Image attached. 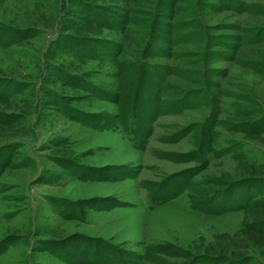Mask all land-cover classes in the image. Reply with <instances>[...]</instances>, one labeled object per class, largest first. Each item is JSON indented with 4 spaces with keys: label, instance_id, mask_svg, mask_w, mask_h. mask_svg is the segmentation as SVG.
<instances>
[{
    "label": "rangeland",
    "instance_id": "rangeland-1",
    "mask_svg": "<svg viewBox=\"0 0 264 264\" xmlns=\"http://www.w3.org/2000/svg\"><path fill=\"white\" fill-rule=\"evenodd\" d=\"M0 40V264H264V0H0Z\"/></svg>",
    "mask_w": 264,
    "mask_h": 264
},
{
    "label": "trees",
    "instance_id": "trees-1",
    "mask_svg": "<svg viewBox=\"0 0 264 264\" xmlns=\"http://www.w3.org/2000/svg\"><path fill=\"white\" fill-rule=\"evenodd\" d=\"M155 114H156V111H155ZM148 121H150V119H148ZM146 125L148 126L149 124H146ZM146 133H147V127H146ZM145 139H146V136H143L140 138L141 143L139 144V146L144 145ZM0 169H1V166H0ZM216 199L218 200L216 206L212 205V203L210 202L211 200H209V198L206 199V203H205V206H206L205 210L206 211H208V212H220V211L228 209V208L240 207V205L242 203L238 200L233 201L230 196H224V198L222 200H221V198H219L217 196ZM193 206L199 207V205H196V204H194ZM90 247L91 246H89L88 248L90 249ZM163 248L165 249V247H163ZM90 251L91 252L89 255H82V258L80 257L79 262H76V264H110L108 262V258H107L108 257L107 255L109 254L110 251H108V254L106 255V252L104 253L102 250L100 251L99 247H96L95 245L93 246L92 250H90ZM100 255H102V257H100ZM195 261H196V259H195ZM189 264H195V262L189 263Z\"/></svg>",
    "mask_w": 264,
    "mask_h": 264
}]
</instances>
